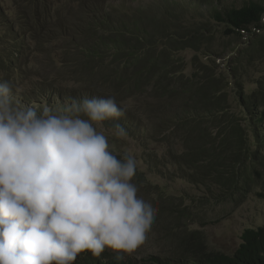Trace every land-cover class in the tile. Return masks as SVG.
I'll return each instance as SVG.
<instances>
[{
    "label": "trees",
    "instance_id": "obj_1",
    "mask_svg": "<svg viewBox=\"0 0 264 264\" xmlns=\"http://www.w3.org/2000/svg\"><path fill=\"white\" fill-rule=\"evenodd\" d=\"M105 3L106 0H96L95 7L89 11L85 27L81 28L83 22H79L70 35L75 46L84 48L81 64L90 73L92 63L98 70V60L101 61L102 68L107 67L104 60L110 46L113 64L111 74L116 86L110 85L115 87V94H108L107 97H115L116 102L125 109V114L118 120L104 123L112 128L119 123L126 129L125 137L143 146L155 134L164 133L165 140L169 139L170 131L172 134H180L179 142L183 143L181 152L170 150V156L159 160L149 151L147 156L158 161L156 164H149L151 172H162L160 167H165L168 169L166 173L175 177L169 167H166L171 165L175 167L179 178L208 189L217 188L224 196L250 192L258 185V177L264 167V83L259 82L257 88L247 93L240 81L242 72L236 70L234 100L241 111H231L226 107L230 103L225 93L229 81L225 79V82L217 86L212 83L213 72L205 73L204 78H201L198 75L200 69L191 76H185L181 67L182 59L171 50L170 45L179 50L182 45L195 47L197 50H204V53L209 48L211 58L216 51L207 42L205 45L202 43L204 38L209 41L215 37L213 34L210 37L205 35L206 27L203 24L194 26V21L185 26L181 20L174 28V25L171 27V24L163 23L158 29L161 35H158L150 29L153 27L150 25L151 21L156 22V18L150 13L144 14V9L139 10L140 16L136 19L128 14V9H132L130 6L127 8L121 3H106L109 8L104 12ZM175 10L173 6L162 14L173 19ZM178 14L180 18L182 11L179 10ZM32 16L41 21L54 18L44 6H39ZM209 16L214 23L225 27L222 30L224 34L233 33L241 38L245 32L252 34L256 29H264V22L261 21V17H264V2L250 0L240 8L214 7ZM42 26L47 27L46 24ZM80 32V35L74 34ZM11 34L21 42L27 40L14 31ZM30 36L35 40L39 38L38 31L33 27ZM253 41L257 44L255 49L262 55L264 38ZM104 47L105 52L101 51ZM19 54L18 47L0 50V69L7 71L8 66L18 68ZM237 59L238 57L232 58V62ZM94 73L98 76V82H102L99 87L104 86V71ZM0 79L12 82L10 78ZM122 88L129 92L123 99H132L133 109L116 95L117 90ZM90 95L101 97L102 92ZM23 104L25 105V101ZM151 120L153 124L147 125V121ZM124 153L119 152L118 158ZM133 182L143 190L154 187L159 190L154 201L159 204L161 217L165 213L167 218L176 219L175 225L170 223L167 226V232L169 235H178L176 239L180 250L174 256L149 254L137 258L133 253L116 252L106 247L99 257L90 252L81 253L74 264H264V225L244 229L241 242L232 253L213 250L193 253L187 247L185 219L197 212L190 206L183 205V200L179 203L183 197L164 196V191L146 178L140 166ZM175 200L177 205H174ZM165 203L168 210H162ZM179 228L182 229L174 231Z\"/></svg>",
    "mask_w": 264,
    "mask_h": 264
},
{
    "label": "rangeland",
    "instance_id": "obj_2",
    "mask_svg": "<svg viewBox=\"0 0 264 264\" xmlns=\"http://www.w3.org/2000/svg\"><path fill=\"white\" fill-rule=\"evenodd\" d=\"M248 1L250 0H106V3L107 5L121 3L127 8L130 6L132 9H128V14L136 19L140 16L139 10L144 9V14L150 13L156 18V22L151 21L150 25L153 27L150 29L158 35H161L158 29L163 23H169L171 27L174 25V28L181 20L185 26H189L194 21V26L203 24L206 29L201 28L206 30L205 35L210 37L213 34L215 37L209 41L204 38L202 43L205 45L207 42V45L216 51L211 58L209 48L204 53V50H197L195 47L182 45L179 50V48L174 49V45H170L171 50L182 59L181 67L185 76H191L200 69L198 75L201 78H204L205 73L213 72L212 83L217 86L225 82V79L228 80L230 84L226 86L225 93L230 104L226 107L238 113L241 107H237V102L234 100L237 85V80L234 78L236 70L242 72L240 81L247 93L257 88L259 82L264 83V53L261 55L260 51L255 49L257 44L252 42L264 38V29H256L252 34L245 32L241 38H238L233 33L224 34L222 30L225 27L214 23L209 14L214 7L215 9L240 8ZM258 1L264 2V0ZM95 3L96 0H0V50L5 47H18L20 52L17 55L20 63L18 68L13 69L8 66L7 71L0 69V78L12 80L14 96L21 104L25 101V105L39 110L43 107L56 109L70 104L73 98H91L90 94L97 92H102L101 97L115 94V87L110 86L115 85L111 74L113 64L110 46L104 60L107 67L102 68L101 61L98 60V70L92 63L90 73L81 64L85 54L84 48L75 46L70 36L79 22H83L81 28L85 27L89 11L95 7ZM106 3L104 12L109 8ZM39 6L46 7L54 18L47 21L33 19L32 14ZM173 6L176 8L173 19L166 18L162 14L163 11L172 9ZM179 10L182 11L180 18ZM160 20L162 21L159 22ZM42 24H46L47 27ZM32 27L38 31V40L30 36ZM11 31L25 36L27 40L21 42L11 34ZM74 34L80 35L82 32ZM105 50L106 47L101 51L105 52ZM236 57L238 59L232 62V58ZM94 71H104V86L99 87L102 82H98V76ZM0 81L4 80L0 79ZM128 93L122 88L117 90L116 95L133 109L132 99H123ZM152 124V120L147 121V125ZM97 130L103 131L108 137L115 153L119 155V152H125L133 155L137 159L138 166L145 172L146 178L158 185L164 191V196L183 197L179 203L183 200V205H188L197 212L185 219L187 247L193 253L199 250L232 253L239 246L244 229L264 225V167L258 177V185L250 192L237 196H224L217 188L208 189L179 178L174 166L166 167H169V171L174 173L175 177L167 174L168 169L165 167H160L162 172L159 173L149 170V164L158 162L154 157L147 156L149 151L159 160L170 156V150L175 153L181 152L183 143L179 142L180 134H172L170 131L168 140L163 139L164 133L155 134L148 140V144L143 146L128 137H116L114 128L104 122ZM249 134L251 136V133ZM141 192L146 200L155 205L157 213L145 244L133 254L137 258L149 254L174 256V253L180 250L176 239L178 235L174 233L169 235L167 226L170 223L175 225L176 219L167 218L165 213L162 217L159 214V204L154 201L159 192L157 188L141 189ZM174 205H177L176 200ZM162 210H168L166 203Z\"/></svg>",
    "mask_w": 264,
    "mask_h": 264
},
{
    "label": "clouds",
    "instance_id": "obj_3",
    "mask_svg": "<svg viewBox=\"0 0 264 264\" xmlns=\"http://www.w3.org/2000/svg\"><path fill=\"white\" fill-rule=\"evenodd\" d=\"M124 114L112 96L37 110L0 81V264H74L145 244L157 209L133 182L137 159L118 158L97 130Z\"/></svg>",
    "mask_w": 264,
    "mask_h": 264
}]
</instances>
